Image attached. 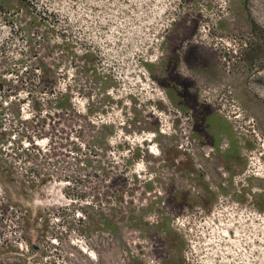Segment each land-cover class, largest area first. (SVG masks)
Masks as SVG:
<instances>
[{"label": "rangeland", "instance_id": "rangeland-1", "mask_svg": "<svg viewBox=\"0 0 264 264\" xmlns=\"http://www.w3.org/2000/svg\"><path fill=\"white\" fill-rule=\"evenodd\" d=\"M0 264H264V0H0Z\"/></svg>", "mask_w": 264, "mask_h": 264}, {"label": "trees", "instance_id": "trees-1", "mask_svg": "<svg viewBox=\"0 0 264 264\" xmlns=\"http://www.w3.org/2000/svg\"><path fill=\"white\" fill-rule=\"evenodd\" d=\"M47 72V70L45 71V73ZM63 98H65V96H63ZM66 99V98H65ZM62 104L61 102L59 103V105Z\"/></svg>", "mask_w": 264, "mask_h": 264}]
</instances>
